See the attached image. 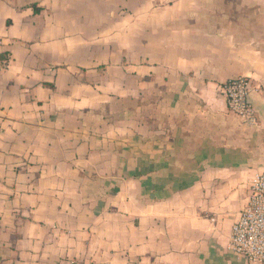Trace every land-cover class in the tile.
Listing matches in <instances>:
<instances>
[{
	"label": "crops",
	"instance_id": "crops-1",
	"mask_svg": "<svg viewBox=\"0 0 264 264\" xmlns=\"http://www.w3.org/2000/svg\"><path fill=\"white\" fill-rule=\"evenodd\" d=\"M262 169L264 0H0V264H247Z\"/></svg>",
	"mask_w": 264,
	"mask_h": 264
},
{
	"label": "built area",
	"instance_id": "built-area-1",
	"mask_svg": "<svg viewBox=\"0 0 264 264\" xmlns=\"http://www.w3.org/2000/svg\"><path fill=\"white\" fill-rule=\"evenodd\" d=\"M218 91L229 114L249 128L257 127L258 116L251 100L256 89L249 78L227 80ZM227 249L247 264H264V169L249 182L245 205L232 225Z\"/></svg>",
	"mask_w": 264,
	"mask_h": 264
}]
</instances>
